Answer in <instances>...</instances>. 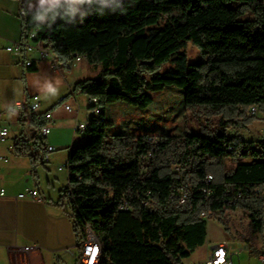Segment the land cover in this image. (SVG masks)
<instances>
[{
	"label": "trees",
	"instance_id": "obj_1",
	"mask_svg": "<svg viewBox=\"0 0 264 264\" xmlns=\"http://www.w3.org/2000/svg\"><path fill=\"white\" fill-rule=\"evenodd\" d=\"M29 2L20 0L21 39L36 30L62 65L79 55L102 67L73 87L100 107L87 120L84 142L69 150V183L58 202L67 205L78 246L89 226L102 246L99 264H183L206 242L210 217L203 211L222 220L244 209L252 235L263 232L264 136L228 132L242 110L264 112L263 0ZM187 41L199 49V62H188ZM168 62L173 67L159 73ZM22 109L33 131L15 141L14 153L36 166L45 162L40 130L47 120L26 103ZM200 110L223 117L215 128L190 133L189 113ZM226 159L238 163L228 168ZM181 187L187 198L179 204ZM205 187L214 190L208 199Z\"/></svg>",
	"mask_w": 264,
	"mask_h": 264
},
{
	"label": "crops",
	"instance_id": "obj_2",
	"mask_svg": "<svg viewBox=\"0 0 264 264\" xmlns=\"http://www.w3.org/2000/svg\"><path fill=\"white\" fill-rule=\"evenodd\" d=\"M57 1L59 0H30L27 6L28 8H36ZM21 38L22 19L20 16V0H0V79H2L3 82L11 81L15 83L17 90L16 97L18 98L16 104L20 105L17 109L13 107L10 109L8 104H5V106L7 110L19 111L16 115L10 114V120L20 125L24 124L20 119L24 114L22 106L26 103L29 107L28 102L31 97L35 94L38 95L36 92H29V85L27 84L26 78L28 79L39 73V67H41L42 64H48L49 67L52 68V61L50 58H41L38 52L33 51L26 55L27 58L34 61L33 64L37 67L36 71L31 72L28 66L24 64V57L21 54L6 49L9 44ZM70 62H72V60ZM58 64V69L53 68L56 73L58 72L56 77H60L59 74H63L66 69L71 70V65L69 63L64 66L58 61ZM72 64L75 63L72 62ZM35 81L41 82L42 80L38 76ZM75 82L76 81L70 83L69 86L71 87H69V93L72 94L73 98L76 100V97L84 93L75 92L73 90ZM84 95L86 96L85 102L83 104L77 103V107H72L71 111L65 109V104L70 103L64 104V109L66 111L73 112L72 120H74V124L70 125L72 128L71 140L73 141L71 146L77 142L76 135L82 132L78 131L74 133L75 125L86 122L89 119L87 116L85 120L78 121L79 114L82 111L87 114L85 108L89 109V97L87 94ZM66 97L67 95L60 96L57 104L63 102ZM3 100H7L8 102L10 98L8 96L3 97ZM44 103L45 102L41 100V107ZM41 107L33 111L35 113L52 112L51 108L41 110ZM56 121L57 118L54 117L52 123H56ZM0 123L5 125L1 113ZM52 126L51 124V129ZM32 131V127H29L28 132L31 133ZM18 138H21V136L15 138L11 147H9V145L7 146V149H11L13 154H8L6 150L0 149V190L3 189L5 191V196H0V264H75L79 254V246L77 245L78 242L72 220L66 211L67 205L62 206L58 204L61 192H59V194L56 193L55 184L52 186L53 188H50V186H41L39 180L40 172L37 170L40 164L34 166L29 156L17 155L14 153V143ZM257 139L259 138H254L252 140ZM6 141L7 139L4 142H0V144ZM71 146L67 147V152H65L63 156L64 159L60 165L68 161L69 149L72 148ZM56 147L57 150L60 149L58 146ZM52 153H50L47 162L52 160ZM60 165H57V170L62 172L65 168L60 170L58 168ZM33 169L36 171L35 176L33 175ZM28 172H31L33 181L27 177L23 186L19 185L20 180H18V177L20 175L24 176L28 174ZM69 176L70 172L67 170L63 175L59 176L60 178L55 177L60 186L64 185L62 189L68 186ZM27 189L37 191L39 199L29 196H18ZM262 194L264 197V191ZM254 236H258L256 242H244L243 248L248 249L250 247L251 252L257 250L259 252L257 254L259 255L264 252V230L262 233H258ZM29 245H35L37 248L25 250L24 247ZM210 248L211 246L209 247L206 257L211 251Z\"/></svg>",
	"mask_w": 264,
	"mask_h": 264
},
{
	"label": "rangeland",
	"instance_id": "obj_3",
	"mask_svg": "<svg viewBox=\"0 0 264 264\" xmlns=\"http://www.w3.org/2000/svg\"><path fill=\"white\" fill-rule=\"evenodd\" d=\"M264 1V0H263ZM231 6H235L236 2H230ZM187 55L189 63H196L201 60V54L197 46L192 42L187 41L185 47L182 49ZM35 53V52H34ZM69 62L71 70L66 69L65 72L59 74L60 77H56V71L49 67L48 64H42L39 67V73L32 75L33 77L26 78L28 90L30 93H38L41 100L45 102L41 107V110L51 108V111L55 118L56 123H52L51 132L47 135L48 144L58 146L60 149L51 154L52 160L50 162H44L37 167L40 172V183L41 186L53 188L55 184V191L57 194L61 192L63 186L58 184V180L55 177H59L67 172L68 169L60 172L57 170V165L62 164L63 156L67 152V147L72 145L71 135L72 128L71 124H74L72 120L73 112H68L64 109L65 103H70L73 108L77 107V103L83 104L86 100L84 94H80L75 100L72 94L69 93L71 86L70 83L81 79L91 78L96 76L102 67L100 65L90 64L85 57L81 60ZM173 67L172 62L164 64L157 71L164 73L168 69ZM41 78V82H36L37 77ZM150 75L147 74V77ZM32 78V82H31ZM6 82V83H5ZM9 87V88H8ZM17 90L15 83L11 81H4L0 79V113L2 115L3 123L9 128V135L5 143L0 144V149L6 150L8 154H13L11 149H7V146H12L15 138L27 137L29 127L25 124H18L10 120V114L16 115L17 111H11V107L17 109L19 106L16 104L18 98L16 97ZM62 95H67L63 102L57 104L58 98ZM9 97L10 101L3 100V97ZM5 104H8L10 109L7 110ZM87 114L82 111L79 114L78 121H83L85 118L90 117L91 112L85 108ZM8 114V115H7ZM13 117V116H12ZM222 114H207L203 111H190L188 130L190 133L198 132L205 126L215 128L221 119ZM239 123L230 122L228 125V132L230 135L239 134L243 138L252 140L254 138H261L264 135V112L258 107V112L255 115L249 113V108L242 110V114L237 118ZM6 120V121H5ZM85 140V133L80 132L76 135V141L73 146L80 145ZM251 158H243L240 162H249ZM238 162L230 159H226V166L228 168L234 167ZM29 177L32 181L31 172L26 175H20L19 185L23 186L25 179ZM60 178V177H59ZM38 179V178H37ZM258 236L252 235L249 227V216L248 212L244 209L228 210L223 215L222 220L220 216L212 213L207 223V239L206 242L198 246L190 256L182 260L183 264H204V259L207 255L209 247L213 244L226 240L231 245V252L233 253L232 262L233 264H261L259 255L254 251H250L251 248L244 249V242H256Z\"/></svg>",
	"mask_w": 264,
	"mask_h": 264
},
{
	"label": "built area",
	"instance_id": "obj_4",
	"mask_svg": "<svg viewBox=\"0 0 264 264\" xmlns=\"http://www.w3.org/2000/svg\"><path fill=\"white\" fill-rule=\"evenodd\" d=\"M36 30L31 31L27 38L25 39H20L17 40L11 44H9L6 49L8 51H13L16 53L21 54L24 57V64L26 66H30L33 64V60L27 58V53H31L33 51H36L39 53V56L41 58H50L52 61V68L57 69L58 64V59L56 55L53 53V51L47 46V43L43 39H37V34ZM84 56H75L72 59V62L79 61L83 58ZM89 97V108L91 114H95L96 116L99 115L100 111H98V98L97 97ZM18 106L20 104H17ZM29 108L36 111L40 109L41 107V99L39 95L35 94L31 97V99L28 102ZM65 109L68 111L72 110V106L70 104H65ZM258 112V106L257 105H252L249 108V113L252 115H255ZM45 118L47 120V123L45 126H43L40 130V135L47 137L51 130V124L54 121V116L52 112L46 111L45 112ZM87 126V121L86 122H81L75 125L74 128V133H77L78 131H84ZM9 135V129L7 126L2 125L0 123V142H4ZM150 140H155L153 138H150ZM72 147V146H71ZM57 150V147L55 145L48 144L46 148V152L43 156V159L45 162L49 160V155L50 153L54 152ZM70 150V149H69ZM150 153L146 156L140 159V164L142 170H145V161L147 160L148 156ZM60 170L61 169H68L69 170V163L68 161L60 165L58 167ZM212 178L211 175L208 176V179L210 180ZM203 192L206 194V198L208 199L211 194L214 193L213 189L210 188H203ZM65 193L67 195V200H72L73 199V194H72V189L67 188L65 190ZM146 195H150V191L146 192ZM240 194H238L239 196ZM0 196H5V191L3 189L0 190ZM19 197H26L29 196L31 198H38V193L35 190L32 189H27L25 192H22L18 195ZM187 198V192L185 191L184 187H181L180 189V196L178 203L182 204L186 201ZM225 201H231L230 198H225ZM144 204L148 205V201H144ZM211 212H205L203 211L201 213V216L203 218H209ZM37 248L35 245H29L25 246V250H33ZM211 251L209 255L205 258L204 264H233L232 262V256L233 253L231 252V245L229 244L228 241H221L216 244L211 245ZM99 250L100 247L96 245V241L93 240V231L89 226H86L85 228V236L83 240L79 242V254L78 258L76 260L75 264H92L95 261H99ZM259 260L261 264H264V252L259 254Z\"/></svg>",
	"mask_w": 264,
	"mask_h": 264
},
{
	"label": "bare ground",
	"instance_id": "obj_5",
	"mask_svg": "<svg viewBox=\"0 0 264 264\" xmlns=\"http://www.w3.org/2000/svg\"><path fill=\"white\" fill-rule=\"evenodd\" d=\"M58 68H59V66H57V69ZM98 111H100V107L99 106H98ZM93 240L96 241V245H98L100 247V250H99V261H95L92 264H99L101 256H102V246H101V243H100V240H99L98 236L94 232H93Z\"/></svg>",
	"mask_w": 264,
	"mask_h": 264
}]
</instances>
